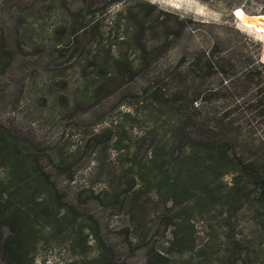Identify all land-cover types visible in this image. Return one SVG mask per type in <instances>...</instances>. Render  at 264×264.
Instances as JSON below:
<instances>
[{"label": "rangeland", "instance_id": "1", "mask_svg": "<svg viewBox=\"0 0 264 264\" xmlns=\"http://www.w3.org/2000/svg\"><path fill=\"white\" fill-rule=\"evenodd\" d=\"M212 49L236 71L264 62V0H0L3 239L22 209L29 264H102L107 251L110 264H264L250 212L187 213L184 252L165 228V93L198 79L188 68ZM13 157L35 170L15 173ZM23 180L28 197L13 194Z\"/></svg>", "mask_w": 264, "mask_h": 264}, {"label": "trees", "instance_id": "2", "mask_svg": "<svg viewBox=\"0 0 264 264\" xmlns=\"http://www.w3.org/2000/svg\"><path fill=\"white\" fill-rule=\"evenodd\" d=\"M197 55L187 73L198 79L165 93L169 98L165 114L170 125L165 132V175L158 194L164 196L165 192V228H174L171 246L184 252L183 247L189 243L190 231L181 224L188 220L187 213L207 218L220 205L236 214L252 213V224L260 229L264 246V62L240 59L244 67L236 71L238 65L217 58L214 49ZM214 73L233 74V81L211 87L205 78ZM239 97L243 98L240 102ZM12 145L1 139L0 155L10 156ZM11 159L15 173L35 170L29 169L26 157ZM43 180V176L37 177L36 185L42 186ZM132 181L127 183L126 192L134 190L135 178ZM22 183L24 180L15 184L13 194L28 197ZM4 194L0 191L1 196ZM7 211L0 202V216ZM8 220L11 237L3 239L0 229V251L8 255V264H29L23 238L33 239L36 235L25 231L29 217L16 209ZM105 254L100 262L110 264L108 251Z\"/></svg>", "mask_w": 264, "mask_h": 264}, {"label": "bare ground", "instance_id": "3", "mask_svg": "<svg viewBox=\"0 0 264 264\" xmlns=\"http://www.w3.org/2000/svg\"><path fill=\"white\" fill-rule=\"evenodd\" d=\"M171 1V0H170ZM173 2V1H172Z\"/></svg>", "mask_w": 264, "mask_h": 264}]
</instances>
